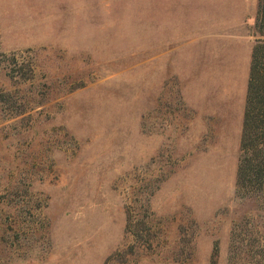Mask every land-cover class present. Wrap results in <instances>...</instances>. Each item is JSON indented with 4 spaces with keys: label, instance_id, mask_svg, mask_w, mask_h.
Here are the masks:
<instances>
[{
    "label": "rangeland",
    "instance_id": "374dc122",
    "mask_svg": "<svg viewBox=\"0 0 264 264\" xmlns=\"http://www.w3.org/2000/svg\"><path fill=\"white\" fill-rule=\"evenodd\" d=\"M258 0H0V264H264L236 195Z\"/></svg>",
    "mask_w": 264,
    "mask_h": 264
},
{
    "label": "trees",
    "instance_id": "16d2710c",
    "mask_svg": "<svg viewBox=\"0 0 264 264\" xmlns=\"http://www.w3.org/2000/svg\"><path fill=\"white\" fill-rule=\"evenodd\" d=\"M236 171V195L264 199V0H258Z\"/></svg>",
    "mask_w": 264,
    "mask_h": 264
}]
</instances>
